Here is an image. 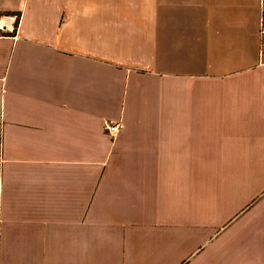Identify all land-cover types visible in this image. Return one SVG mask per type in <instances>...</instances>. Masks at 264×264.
<instances>
[{
    "label": "crops",
    "instance_id": "crops-1",
    "mask_svg": "<svg viewBox=\"0 0 264 264\" xmlns=\"http://www.w3.org/2000/svg\"><path fill=\"white\" fill-rule=\"evenodd\" d=\"M261 27L264 0H0V264H264Z\"/></svg>",
    "mask_w": 264,
    "mask_h": 264
},
{
    "label": "built area",
    "instance_id": "built-area-1",
    "mask_svg": "<svg viewBox=\"0 0 264 264\" xmlns=\"http://www.w3.org/2000/svg\"><path fill=\"white\" fill-rule=\"evenodd\" d=\"M259 39H260V50L259 56L263 60L264 59V27H261L259 31ZM105 132L112 138L118 134V132L122 129L121 123H106L104 126Z\"/></svg>",
    "mask_w": 264,
    "mask_h": 264
}]
</instances>
